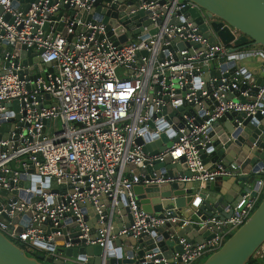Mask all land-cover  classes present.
<instances>
[{"label":"built area","instance_id":"1","mask_svg":"<svg viewBox=\"0 0 264 264\" xmlns=\"http://www.w3.org/2000/svg\"><path fill=\"white\" fill-rule=\"evenodd\" d=\"M93 3L19 0L12 5L11 0H0V188H5L0 193V231L25 251H37L38 245L43 254L73 264L90 263L85 256L67 255L56 247L97 243L105 264L107 243L116 236L111 231L114 214L124 215L119 212L124 206L130 223L118 233L133 237L166 221L179 226L189 222L141 208L133 184L203 181L228 173L218 162L207 164L199 156L200 149L209 152L205 145L217 136L213 120L230 110L264 112V81L251 93L248 74H243L247 69L240 64L246 56L264 64V47L228 50L237 36L230 27L233 37L227 43L216 37L210 42L188 13L178 12L184 4L197 7L193 1L139 0L136 8L149 12L128 22L129 31L139 24L141 29L124 40L117 38L115 24L105 27L107 20L91 16ZM120 17L115 15L116 24L122 23ZM143 19L147 23H140ZM21 44L41 48L40 60L26 55L23 64L14 52ZM229 59L238 61L230 71L221 66ZM181 97L186 104L177 109L175 101ZM166 105L172 114L164 110ZM189 106L193 113L186 111ZM160 132L171 143L153 153L144 151L143 144ZM154 159L176 161L189 175L133 172ZM253 172V194L245 191L232 206H224L227 216L200 219L199 225L209 223L207 238L192 244L180 236L181 252L169 257H152L159 251L145 253L132 264H191L217 249L260 199L264 164ZM195 198L192 206L199 202V196ZM251 257L264 260V239Z\"/></svg>","mask_w":264,"mask_h":264},{"label":"water","instance_id":"2","mask_svg":"<svg viewBox=\"0 0 264 264\" xmlns=\"http://www.w3.org/2000/svg\"><path fill=\"white\" fill-rule=\"evenodd\" d=\"M17 1L19 0H11L12 5H17ZM108 1L110 0H94L90 9L91 16L102 21L107 20L105 27H108V23L115 24L114 32L118 34L119 40L131 37L132 33L141 29V24H139L138 27L128 30L130 20L137 19V16L144 17L149 12L147 9L136 8L139 0H115L106 6L105 3ZM190 1L196 3L197 7L184 4L178 9V12L188 13L193 23L197 24V30L207 36L210 42H213L214 37H216L221 42L227 43L233 37L231 28L236 31L237 36L232 38L230 45H227L228 50H234L248 44H258L264 47V0ZM22 6L25 7V4H18V8ZM113 7L122 8V10L118 12ZM130 8H135V10L129 12ZM116 14H121L119 18L121 24H116ZM212 15L215 17L210 19ZM173 20L174 17L170 21ZM140 23H147V19H143ZM45 25L46 23H44ZM58 27L60 26L58 25ZM153 30L150 29V31ZM16 46L14 52L18 54L23 64L26 62L24 58L26 55L36 56V59L40 60L37 53L41 48L31 50L30 47L21 44L18 50ZM6 48L10 49V46L6 44ZM223 59L224 57H219L218 61ZM237 64L238 61L229 59L221 66L227 65L230 71ZM6 65L7 60H4L3 66ZM45 65L47 66L48 62H45ZM242 69L246 68L242 66ZM245 71L243 74H248L247 82H251L250 92L254 93L264 79L261 75L254 77L250 71ZM20 72L18 70V73ZM214 72L216 73L217 69ZM245 84H240L239 88H243ZM175 91L178 93L177 95H183V91L178 90V88H175ZM175 102L177 109H181L186 104L182 97L177 98ZM262 102L264 103V91ZM194 107L196 106L194 105ZM164 110L169 114L173 113L169 105L164 106ZM186 111L193 113V108L189 106ZM211 126L216 131L217 136H212L211 142L206 143L205 146L209 152L200 149L199 156L205 163L218 162L223 170L228 171V173L203 181L189 179L175 180L160 185L143 184L142 182L133 184L134 197L141 208L158 215L167 212L169 215L183 216L188 218L189 222L179 226L177 224L171 225L170 222L166 221L151 229L149 233L143 231L133 237L128 233H118V230L127 227L130 223L128 209L124 206L119 211L124 215L116 214L113 218V221L118 220V224H113L111 229L116 236L107 243L108 258L105 260V264H132L133 261H142L145 253L155 251L159 252H156L152 257L155 255L169 257L173 252L179 253L182 249L178 242L180 236L192 244L201 242L209 236L205 229L209 223L199 225L200 219L207 215L227 216L229 211H224V206H232L245 191L253 194L252 188L256 181V173L253 170L264 164V112L260 113L259 110H256L253 114H245L243 111H225L213 120ZM171 131V129L168 130L170 135ZM212 132L211 130L209 133ZM172 139L175 140L176 136L174 135ZM137 141H141V138L138 137ZM170 143L171 140L167 139V135L160 132L155 140L144 143L142 149L148 153H153ZM10 164L12 165L13 161H10ZM136 171L144 173L145 176L151 175L152 171L155 174L161 173L163 176L189 175L187 168H181L178 162H170L167 159H154L151 164L133 169V172ZM50 183L53 184L54 180L50 179ZM4 192L5 188L1 187L0 193ZM261 192V198L246 219L223 240L217 249L207 254L196 264H244L249 259L254 249L264 239V185ZM196 196H199V202L196 206H192L190 203L192 200H196ZM58 238H62V236H58ZM34 242L48 248L51 247L50 244L43 241L34 240ZM56 249L67 255H76L79 258L85 256L86 261L90 264H101L99 256L101 246L97 243L64 248L56 247ZM0 264L73 263L63 262L59 258L45 255L35 249L25 251L19 244L0 231ZM146 264L156 263L148 261Z\"/></svg>","mask_w":264,"mask_h":264},{"label":"crops","instance_id":"3","mask_svg":"<svg viewBox=\"0 0 264 264\" xmlns=\"http://www.w3.org/2000/svg\"><path fill=\"white\" fill-rule=\"evenodd\" d=\"M256 46V44H248L242 47H252ZM241 65H243L250 73L255 77L259 76L264 73V64L262 60L255 56H246L245 58L241 59ZM208 164V163H207ZM210 164V163H209ZM114 225L118 224V220L113 221ZM123 245V244H122Z\"/></svg>","mask_w":264,"mask_h":264},{"label":"rangeland","instance_id":"4","mask_svg":"<svg viewBox=\"0 0 264 264\" xmlns=\"http://www.w3.org/2000/svg\"><path fill=\"white\" fill-rule=\"evenodd\" d=\"M214 17H215V16L212 15V16L210 17V19H211V18H214ZM114 216H116V214H114ZM227 236H228V234L225 235V238H226ZM36 246L38 247V250H37V251H40V252L44 251L43 248L39 247L38 245H36ZM206 255H207V254H206ZM206 255H205V256H206ZM205 256H203L202 259H203ZM199 259H201V258H199ZM202 259H201V260H202ZM201 260H200V261H201ZM253 264H264V260H263V259H258V258H257Z\"/></svg>","mask_w":264,"mask_h":264},{"label":"trees","instance_id":"5","mask_svg":"<svg viewBox=\"0 0 264 264\" xmlns=\"http://www.w3.org/2000/svg\"><path fill=\"white\" fill-rule=\"evenodd\" d=\"M261 196H262V193H261ZM260 196V198H261ZM202 259V257H201ZM201 259L197 260V261H194L193 263L191 264H196L197 262H199ZM256 258H253V257H249V259L244 263V264H253L255 262Z\"/></svg>","mask_w":264,"mask_h":264}]
</instances>
